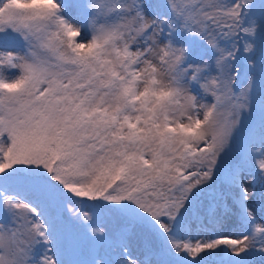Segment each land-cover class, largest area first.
<instances>
[{"label": "snow or ice", "instance_id": "6c2138e0", "mask_svg": "<svg viewBox=\"0 0 264 264\" xmlns=\"http://www.w3.org/2000/svg\"><path fill=\"white\" fill-rule=\"evenodd\" d=\"M0 264H264V0H0Z\"/></svg>", "mask_w": 264, "mask_h": 264}]
</instances>
